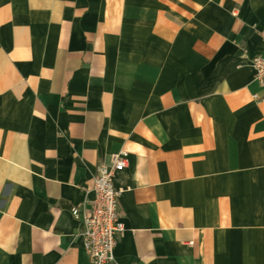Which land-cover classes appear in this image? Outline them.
I'll return each mask as SVG.
<instances>
[{
  "label": "crops",
  "instance_id": "obj_1",
  "mask_svg": "<svg viewBox=\"0 0 264 264\" xmlns=\"http://www.w3.org/2000/svg\"><path fill=\"white\" fill-rule=\"evenodd\" d=\"M256 55L264 0H0V264H90L120 151L115 264H264Z\"/></svg>",
  "mask_w": 264,
  "mask_h": 264
},
{
  "label": "built area",
  "instance_id": "obj_2",
  "mask_svg": "<svg viewBox=\"0 0 264 264\" xmlns=\"http://www.w3.org/2000/svg\"><path fill=\"white\" fill-rule=\"evenodd\" d=\"M249 63L255 81L264 86V56H253ZM253 98L258 99V96ZM127 163V154L120 151L111 155L109 164H99L90 189L93 197L69 209L71 217L78 223L76 236L81 239L90 264H115L116 237L124 232L125 226L119 206L122 190L115 187L113 178L116 172L127 167Z\"/></svg>",
  "mask_w": 264,
  "mask_h": 264
}]
</instances>
